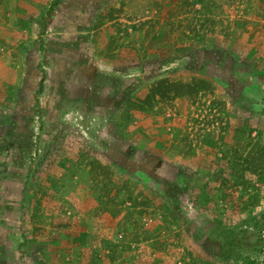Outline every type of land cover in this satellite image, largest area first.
Wrapping results in <instances>:
<instances>
[{
  "label": "rangeland",
  "instance_id": "rangeland-1",
  "mask_svg": "<svg viewBox=\"0 0 264 264\" xmlns=\"http://www.w3.org/2000/svg\"><path fill=\"white\" fill-rule=\"evenodd\" d=\"M260 90L264 0H0V264H264Z\"/></svg>",
  "mask_w": 264,
  "mask_h": 264
},
{
  "label": "trees",
  "instance_id": "trees-1",
  "mask_svg": "<svg viewBox=\"0 0 264 264\" xmlns=\"http://www.w3.org/2000/svg\"><path fill=\"white\" fill-rule=\"evenodd\" d=\"M247 88H244V90H243V92L246 90ZM259 93H260V98H262V99H264V91L263 90H260L259 91ZM128 104V103H127ZM248 105H245L244 107H246V108H248V110L249 111H251V112H254V105H250L249 103H247ZM137 132H138V130H137V128H136V126L130 131V136H131V138H133L134 139V141L137 139ZM142 152H144V150H142ZM157 171V170H156ZM180 172V171H179ZM157 173H158V177H160L161 176V170H159V171H157ZM176 177H177V189H178V191L180 192V191H182V193H184L185 191H186V189L185 190H183V188H185V181H184V178H183V175L181 174V173H179V174H177L176 175ZM187 187H188V185H187ZM250 220H255L256 222H260V220L257 218V217H254V218H251ZM262 223H264V221H262ZM214 231H216V233L219 235V236H221V237H225L226 239H227V244L231 247V246H233V247H238L237 246V243H236V240L233 238L234 236H233V233H232V231H230L229 229H224L223 227H221V225H216L215 224V226H214V229H213ZM256 246V245H255ZM255 246H254V248H255ZM259 246V245H258ZM259 248H261V247H259ZM263 255H264V251H263Z\"/></svg>",
  "mask_w": 264,
  "mask_h": 264
}]
</instances>
